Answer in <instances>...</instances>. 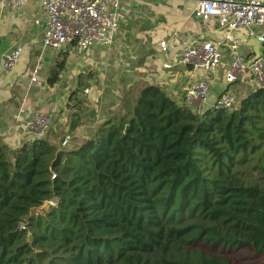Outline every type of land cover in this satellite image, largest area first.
I'll list each match as a JSON object with an SVG mask.
<instances>
[{"label":"trees","instance_id":"1","mask_svg":"<svg viewBox=\"0 0 264 264\" xmlns=\"http://www.w3.org/2000/svg\"><path fill=\"white\" fill-rule=\"evenodd\" d=\"M77 126L72 120L68 132ZM45 202L53 206L31 215ZM259 258L264 88L237 98L231 110L198 113L146 86L79 146L45 138L12 153L0 140V264Z\"/></svg>","mask_w":264,"mask_h":264},{"label":"crops","instance_id":"2","mask_svg":"<svg viewBox=\"0 0 264 264\" xmlns=\"http://www.w3.org/2000/svg\"><path fill=\"white\" fill-rule=\"evenodd\" d=\"M42 1L26 0L21 8L0 7V140L12 153L33 141L25 123L34 113L49 119L46 139L50 144L60 145L68 134L71 142L79 146L92 138L99 126L119 115L122 101L128 96L134 99L142 88L156 86L181 104L189 85L200 78H212L189 68L162 69L166 57L159 50L161 41H173V58L177 47L188 41H217L222 37L223 32L214 22L203 23L192 16L198 0H120L119 29L109 54L103 46H97L82 55L73 48L56 53L41 47L46 18ZM238 38L240 52L246 59L261 51L244 33ZM16 48L22 54L7 72L3 58ZM227 62L226 52L223 65ZM58 64H63V69L57 82L50 86L47 80ZM36 68L37 82L31 83ZM223 70L212 79L201 113L210 110L226 89L233 90L237 98L254 89L247 74L227 88L221 81ZM92 73L96 76L91 78ZM72 120L78 126L69 133Z\"/></svg>","mask_w":264,"mask_h":264},{"label":"built area","instance_id":"3","mask_svg":"<svg viewBox=\"0 0 264 264\" xmlns=\"http://www.w3.org/2000/svg\"><path fill=\"white\" fill-rule=\"evenodd\" d=\"M26 0H0V7L21 8ZM42 7L46 18L40 38L41 47L59 53L73 48L78 55L90 49L103 46L106 54L111 51L115 35L119 29L118 15L120 0H43ZM192 16L203 23L214 22L223 32L217 41L197 39L177 47L173 58V41H161L160 52L166 57L162 69L189 68L192 72L210 75L200 78L186 89L183 102L192 112L201 113L208 99L212 79L217 78L224 68L221 81L230 87L240 82L244 75L253 83L254 89L264 88V0H198ZM240 33L247 39L254 40L261 51L246 59L240 52ZM227 65H223L225 53ZM22 51L16 48L3 58V69L11 71L19 61ZM37 68L33 70L31 83L37 82ZM237 98L228 89L221 92L211 110H231ZM27 133L33 140L45 139L49 131V119L34 113L25 123ZM71 141L65 135L60 148H65ZM55 175L51 176L54 179ZM21 227V226H20Z\"/></svg>","mask_w":264,"mask_h":264},{"label":"rangeland","instance_id":"4","mask_svg":"<svg viewBox=\"0 0 264 264\" xmlns=\"http://www.w3.org/2000/svg\"><path fill=\"white\" fill-rule=\"evenodd\" d=\"M107 69H109V68H107ZM96 76V73H92L91 75H90V77L92 78V77H95ZM242 88H247V87H242ZM231 94H234L233 93V90L231 91ZM235 95V94H234ZM236 96V95H235ZM235 107V106H234ZM61 142V141H60ZM52 204V206H53V203H51ZM42 213V210L39 208V209H35L34 211H32V214L31 215H38V214H41ZM264 260H263V258H259V259H257V260H254L253 262H248L247 264H261L262 262H263Z\"/></svg>","mask_w":264,"mask_h":264},{"label":"water","instance_id":"5","mask_svg":"<svg viewBox=\"0 0 264 264\" xmlns=\"http://www.w3.org/2000/svg\"><path fill=\"white\" fill-rule=\"evenodd\" d=\"M51 206H52V204L50 202H45L44 205L42 207H40V209L42 210V213H43V212H46Z\"/></svg>","mask_w":264,"mask_h":264}]
</instances>
